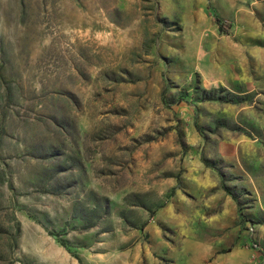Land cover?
Wrapping results in <instances>:
<instances>
[{
	"label": "rangeland",
	"instance_id": "obj_1",
	"mask_svg": "<svg viewBox=\"0 0 264 264\" xmlns=\"http://www.w3.org/2000/svg\"><path fill=\"white\" fill-rule=\"evenodd\" d=\"M0 264H264V0H0Z\"/></svg>",
	"mask_w": 264,
	"mask_h": 264
}]
</instances>
